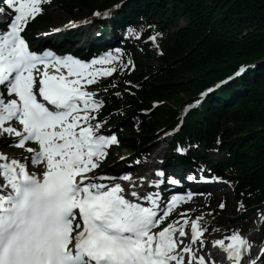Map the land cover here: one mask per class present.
Listing matches in <instances>:
<instances>
[{"label":"snow or ice","instance_id":"obj_1","mask_svg":"<svg viewBox=\"0 0 264 264\" xmlns=\"http://www.w3.org/2000/svg\"><path fill=\"white\" fill-rule=\"evenodd\" d=\"M45 3L50 0H0L6 6L0 14L10 10L0 28V136L14 138L11 146L29 153L18 159L0 152V264H217L201 253L208 231L202 215L190 218L180 212L170 219L179 205L206 193L163 196L165 180L171 185L180 181L162 169L154 177L96 171L119 140L116 134L100 133L105 121L96 115L105 100L97 98L99 89L88 86L117 72V62L120 70L135 65L131 58L122 60L120 48L91 60L30 49L23 33ZM143 31L141 24L129 27L126 35L139 39ZM162 35L154 32L147 39L155 44ZM247 68L240 66L234 76ZM29 142L38 148L27 147ZM29 163L38 170L29 171ZM211 243L229 264L264 262V249L260 259L251 257L253 243L238 229Z\"/></svg>","mask_w":264,"mask_h":264},{"label":"trees","instance_id":"obj_2","mask_svg":"<svg viewBox=\"0 0 264 264\" xmlns=\"http://www.w3.org/2000/svg\"><path fill=\"white\" fill-rule=\"evenodd\" d=\"M112 1L56 0V4L74 17ZM139 17L161 24L171 21L176 30L164 34L155 48L143 39L124 40L127 54L134 56L136 44L142 57L153 58L158 67L116 74V83L132 94L111 95L100 112L134 135L129 146L137 152L146 150L159 128L174 124L186 98L237 66L264 58V0H129L122 6L124 22ZM181 17L184 26L178 24ZM46 19L40 17L39 22L47 23ZM233 89L237 93L229 105L224 98L209 96L201 108L189 113L174 142L223 153V160H211L208 166L226 178L247 210L264 201V61L223 87L221 94L229 98ZM152 101L159 103L152 107ZM171 157L175 162L187 159ZM245 211L239 218L247 216Z\"/></svg>","mask_w":264,"mask_h":264},{"label":"rangeland","instance_id":"obj_3","mask_svg":"<svg viewBox=\"0 0 264 264\" xmlns=\"http://www.w3.org/2000/svg\"><path fill=\"white\" fill-rule=\"evenodd\" d=\"M46 12L51 21L49 26H47V28L50 27L51 25L57 24L69 18L66 15V13L60 10L57 6H51L47 8ZM178 22L180 24H183L184 22L183 18L179 19ZM170 30L172 31L173 28L171 27ZM80 42H78L77 45L80 44ZM151 63L154 64L153 62ZM151 63H146L140 59L141 66H144L146 64L152 65ZM94 85H95V89L100 90L98 91L97 96L100 98L101 97L103 98L106 95V92L104 91L103 87L98 86V84H94ZM103 127H105V125H103L99 131H101ZM105 129L107 130L109 128L106 127ZM118 135H119L120 143L124 147H122L123 148L122 151H120L118 154L115 152H112L110 158L107 160V163L118 161L120 163L119 167H123L126 165V163L123 160H121V158L119 159L118 157H124L130 154L129 150L126 149L125 146L127 145L128 140L131 137V134L128 131H124V132H120ZM5 144L7 146L6 148L2 150V152L8 154L9 156L16 157L20 151L17 149H14L11 146L10 141L6 142ZM151 147H152L151 154L155 153L156 151H159L161 154L166 155V152L162 149V146L158 145L157 140L153 141ZM221 156H222L221 154H218L216 158H221ZM222 193H226L228 196L227 205L224 209L223 214L218 216L215 213L212 214L211 210L213 209V207H217L222 197ZM214 194H215L216 199L213 201L208 198L209 195H203L201 197H197L195 200H193L191 203L187 205V209L191 210V212L195 214L194 217L201 216V215L203 216L204 224L208 229V231H206V234L204 236V238L206 239V244H205V247L201 249L202 254H206V252H208V247L210 243L212 242V240L219 239L221 236L225 234V229H224L225 227L228 230H230V232L231 230L233 231V229L231 228L230 219L232 218L233 211L235 209V201L233 200L230 191L228 190L227 187L223 186L222 190L219 193L215 191ZM255 214H256L255 211H251L249 213V218L243 222V227H242L243 228L242 232H250L253 230V236L255 235V237H253L251 240L253 243L254 250H256L257 248V246L255 245V242L257 240L258 233L255 232V230H256V223L258 222V217H259V215H255Z\"/></svg>","mask_w":264,"mask_h":264},{"label":"bare ground","instance_id":"obj_4","mask_svg":"<svg viewBox=\"0 0 264 264\" xmlns=\"http://www.w3.org/2000/svg\"><path fill=\"white\" fill-rule=\"evenodd\" d=\"M126 158H125V160H130V157L129 156H125ZM120 163L118 162V161H115V162H112V165H114V166H118ZM136 171H138L139 169H135ZM251 237L253 238V237H255V235L253 236V234L251 235ZM251 237H249V239H251ZM216 258H218V256L216 257Z\"/></svg>","mask_w":264,"mask_h":264}]
</instances>
